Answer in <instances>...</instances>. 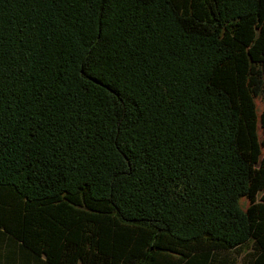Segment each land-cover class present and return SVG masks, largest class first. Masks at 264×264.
Returning a JSON list of instances; mask_svg holds the SVG:
<instances>
[{
    "label": "trees",
    "instance_id": "16d2710c",
    "mask_svg": "<svg viewBox=\"0 0 264 264\" xmlns=\"http://www.w3.org/2000/svg\"><path fill=\"white\" fill-rule=\"evenodd\" d=\"M0 264H264V0H0Z\"/></svg>",
    "mask_w": 264,
    "mask_h": 264
},
{
    "label": "rangeland",
    "instance_id": "374dc122",
    "mask_svg": "<svg viewBox=\"0 0 264 264\" xmlns=\"http://www.w3.org/2000/svg\"><path fill=\"white\" fill-rule=\"evenodd\" d=\"M246 204H247V200L246 199H242V206L245 207Z\"/></svg>",
    "mask_w": 264,
    "mask_h": 264
}]
</instances>
